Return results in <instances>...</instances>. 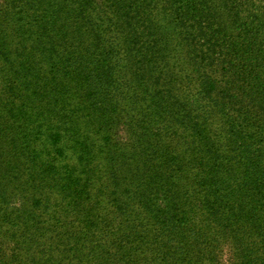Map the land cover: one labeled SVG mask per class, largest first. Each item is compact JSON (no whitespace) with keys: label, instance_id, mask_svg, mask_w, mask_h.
Wrapping results in <instances>:
<instances>
[{"label":"trees","instance_id":"trees-1","mask_svg":"<svg viewBox=\"0 0 264 264\" xmlns=\"http://www.w3.org/2000/svg\"><path fill=\"white\" fill-rule=\"evenodd\" d=\"M197 12L193 0H0V264H264L255 117L229 119L214 139L192 123L198 156L186 172L132 114L147 100L131 73L136 49L144 66H214L202 51L192 60L191 36L182 37L188 57L174 60L167 38L156 50L162 29L184 34L190 19L211 42L218 30L208 36ZM160 102L146 103L156 114ZM255 110L260 126L264 103Z\"/></svg>","mask_w":264,"mask_h":264},{"label":"rangeland","instance_id":"rangeland-1","mask_svg":"<svg viewBox=\"0 0 264 264\" xmlns=\"http://www.w3.org/2000/svg\"><path fill=\"white\" fill-rule=\"evenodd\" d=\"M193 1L198 9L197 18L200 19L201 14L204 16L205 24L203 26L208 28L206 30L208 36L213 33L209 30L210 28L218 30L213 33L214 37L211 42L199 36L198 24L190 19L188 21L190 27L183 31L184 34H179V31L162 29L161 32L164 33L154 38L161 48L156 47V50L162 51L163 41L167 38V44L171 45V55L174 60L188 57L187 47L182 37L191 36L196 40L194 52L190 48L192 60H195L202 51L211 58L213 67L210 68L209 63L204 62L200 63L201 67L197 69L189 64H177L172 60H169V63L156 61L150 66H144V64H140L143 59L138 55V50L142 49H136L129 54L132 76L133 78L135 76L142 77L144 82L141 91L146 92L144 95L146 99L157 103L162 101L160 102L162 110L155 114L153 105L146 103L147 100L146 102L137 100L141 109L134 105L133 117L135 121L138 118H144L147 130L142 133L150 132L152 145L159 148L157 151L179 156L178 162L186 172L190 171L197 163L196 157L198 156L195 152L198 150V146L190 145V133H198L197 127H193L192 123L201 125L202 128L206 125L210 126L212 128L210 129L211 137L214 139L218 130L228 126L225 123L229 119H236L237 116H240L239 123L241 124H243L246 114H250L256 119V103H264V0H251V2H249L250 0H205L203 4H200L201 0ZM222 2L224 3L222 4ZM231 5L235 10H231ZM161 7L162 1L157 8ZM256 12L262 15L254 21L252 16ZM209 14L212 19L206 17ZM169 22L170 17H165V19L162 17L163 26ZM209 24L212 27H207ZM101 30L100 34L104 43L113 42L116 44L114 31L109 34L105 31V27H102ZM149 38L151 37L149 36ZM143 43H139V45H143ZM126 64V61L122 62V66ZM169 65L171 69H169ZM210 70H215L216 74L208 72ZM160 73H162V80H157ZM205 73L211 74L210 85L205 83L206 80L201 79ZM134 96L136 97L135 93ZM132 105L128 102L125 103L129 109ZM141 111L143 112L141 113ZM195 117H199L197 122L192 120ZM204 118L206 119L205 124L203 123ZM255 119H251V123L254 125L250 129V133L256 132L255 134L259 136L261 142L253 149L261 150L264 154V133L261 135V132L264 131V118L260 126ZM256 127L258 128L256 129ZM118 132L123 134L122 127ZM175 132L178 135H173ZM146 150L149 154L153 148L151 146L143 148V151ZM155 156L158 154L156 153ZM135 208L131 207V216H133ZM165 212L172 213L171 209H165ZM231 257V247L226 245L222 261L226 262Z\"/></svg>","mask_w":264,"mask_h":264}]
</instances>
